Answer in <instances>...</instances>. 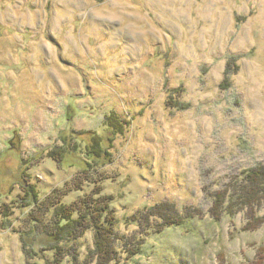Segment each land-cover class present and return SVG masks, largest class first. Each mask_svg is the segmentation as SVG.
I'll return each mask as SVG.
<instances>
[{"label": "clouds", "instance_id": "clouds-1", "mask_svg": "<svg viewBox=\"0 0 264 264\" xmlns=\"http://www.w3.org/2000/svg\"><path fill=\"white\" fill-rule=\"evenodd\" d=\"M0 264H264V0H0Z\"/></svg>", "mask_w": 264, "mask_h": 264}, {"label": "trees", "instance_id": "trees-1", "mask_svg": "<svg viewBox=\"0 0 264 264\" xmlns=\"http://www.w3.org/2000/svg\"><path fill=\"white\" fill-rule=\"evenodd\" d=\"M33 190L32 189H29V193H31Z\"/></svg>", "mask_w": 264, "mask_h": 264}, {"label": "rangeland", "instance_id": "rangeland-1", "mask_svg": "<svg viewBox=\"0 0 264 264\" xmlns=\"http://www.w3.org/2000/svg\"><path fill=\"white\" fill-rule=\"evenodd\" d=\"M9 147L11 148V143L9 144Z\"/></svg>", "mask_w": 264, "mask_h": 264}]
</instances>
